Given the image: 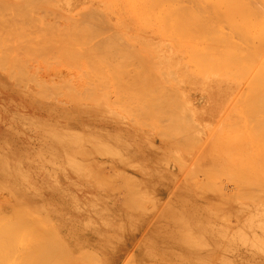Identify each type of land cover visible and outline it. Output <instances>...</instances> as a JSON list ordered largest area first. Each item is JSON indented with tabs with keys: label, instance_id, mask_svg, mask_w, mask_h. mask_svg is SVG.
<instances>
[{
	"label": "rangeland",
	"instance_id": "374dc122",
	"mask_svg": "<svg viewBox=\"0 0 264 264\" xmlns=\"http://www.w3.org/2000/svg\"><path fill=\"white\" fill-rule=\"evenodd\" d=\"M64 1L0 0V264H264V216L251 214L264 210V159L257 165L252 158H264L256 142L264 134V97L256 101L264 94V1L72 0L76 9ZM83 33L93 38L87 45ZM97 40L130 46L100 49ZM95 42L103 55L94 56ZM88 56L96 67H88ZM106 56L128 65L119 64L121 80L133 78L124 70L137 72L134 86L118 84L128 97V90L141 91L136 100H117L116 70L106 68L118 64L103 66L98 59ZM99 73L108 86H100L106 83ZM207 88L226 96L222 119L201 125L188 102H201Z\"/></svg>",
	"mask_w": 264,
	"mask_h": 264
},
{
	"label": "bare ground",
	"instance_id": "6f19581e",
	"mask_svg": "<svg viewBox=\"0 0 264 264\" xmlns=\"http://www.w3.org/2000/svg\"><path fill=\"white\" fill-rule=\"evenodd\" d=\"M170 1H171V0H170ZM189 1H190V0H189ZM193 1H194V0H193ZM215 1H216V0H215ZM218 1H219V0H218ZM224 1H227V0H224ZM228 1H230V0H228ZM228 1H227V2H228ZM233 1H234V0H233ZM233 1L231 0V2H233ZM241 1H242V0H241ZM248 1H249V0H248ZM258 1H259V0H257L256 2L260 4V2H258ZM263 1H264V0H263ZM263 1L261 0V2H263ZM64 2H65V7H66V8H70V9L73 8V9H76V8L79 7V4H78L79 1L75 3V2H73L72 0H65ZM174 2H175V1H174ZM177 2H179V1H177ZM191 2H192V1H191ZM200 2H202V0H201ZM204 2H205V1H204ZM221 2H222V1H220V4H221ZM227 2H226V3H227ZM234 2H235V1H234ZM234 2H233V3H234ZM237 2H238V1H237ZM244 2H245V1H244ZM256 2H255V3H256ZM198 3H199V2H198ZM202 3H203V2H202ZM218 3H219V2H218ZM224 3H225V2H224ZM249 3H250V2H249ZM253 3H254V2H253ZM257 3H256V4H257ZM192 4H193V3H192ZM199 4H201V3H199ZM207 4H208V3H207ZM222 4H223V3H222ZM228 4L230 5V2L227 3V5H228ZM23 5H25V4H23ZM166 5H167V4H166ZM176 5H177V4H176ZM186 5H187V4H186ZM215 5H216V4H215ZM231 5H232V4H231ZM231 5H230V8H231L232 6H234V5H232V6H231ZM244 5H245V4H244ZM261 5H263V3H261ZM27 6H28V5H27ZM194 6H195V4H194ZM204 6H206V4H205V5H204V4L202 5V7H204ZM208 6H209V5H208ZM213 6H214V4L212 5V7H213ZM216 6H217V5H216ZM248 6H249V5H248ZM28 7H29V6H28ZM91 7H93V6H91ZM91 7H86V9H90ZM212 7H209V8H212ZM225 7H227V6H225ZM262 7H263V6H262ZM97 8H98V5H97ZM206 8L208 9V7H205V8L202 9V10H204V13H205V9H206ZM223 8H224V7H223ZM227 8H228V7H227ZM247 8H248V7H247ZM86 9H85V10H86ZM93 10H94V7H93ZM93 10H92V11H93ZM202 10H201V11H202ZM211 10H212V9H211ZM217 10H219V7H218ZM217 10H215V11H217ZM224 10H225V8H224ZM249 10H250V9H249ZM251 10H252V9H251ZM186 11H187V10H186ZM186 11H185V12H186ZM207 11H208V10H207ZM213 11H214V10H213ZM243 11H244V9H243ZM245 11H247V9H246ZM245 11H244V12H245ZM253 11H254V10H253ZM255 11H256V9H255ZM87 12H88V10H87ZM183 12H184V11H183ZM187 12H189V10H188ZM209 12H210V11H209ZM220 12H221V11H220ZM244 12H243V13H244ZM217 13H218V11H217ZM238 13H239V12H238ZM248 13H249V12H248ZM252 13H253V12H252ZM252 13H251V14H252ZM255 13H256V12H255ZM258 13H261V12H258ZM258 13H257V14H258ZM182 14H183V13H182ZM182 14H181V15H182ZM188 14H189V13H188ZM198 14H199V13H198ZM210 14L213 15V12H210ZM225 14H226V13H225ZM233 14H234V13H233ZM244 14H246V13H244ZM81 15H82V13H81ZM98 15H100V14H98ZM183 15H184V14H183ZM185 15H187V13H186ZM191 15H192V14H191ZM193 15H195V14H193ZM199 15H200V14H199ZM227 15H229V12H228ZM234 15H235V14H234ZM234 15L231 14V16H230V15H229V16H230V17H232V16L234 17ZM236 15H238V14L236 13ZM239 15H241V14L239 13ZM242 15H243V14H242ZM242 15H241V16H242ZM249 15H250V13H249L247 16H249ZM263 15H264V11H263L261 17H262ZM83 16H85V15H83ZM247 16H246V17H247ZM252 16H253V15H252ZM97 17H98V16H97ZM100 17H101V16H99L98 18H100ZM188 17H189V15H188ZM190 17L192 18V17H194V16H190ZM190 17H189V18H190ZM206 17H207V16H206ZM209 17H210V15H209ZM211 17H212V16H211ZM223 17H225V16H223ZM226 17L228 18V16H226ZM235 17H236V16H235ZM93 18H94V17H93ZM98 18H97V20H98ZM179 18H180V15H179ZM181 18H183V16H182ZM194 18H195V17H194ZM202 18H203V16H202ZM216 18H217V17H216ZM256 18H257V20H258V19L260 18V16H259V17L256 16ZM83 19H84V22H85L84 24L86 25L85 18H83ZM214 19H215V17H213V20L210 18V20H211L212 22H216V21H215L216 19H215V20H214ZM225 19H226V18H225ZM229 19H231V18H229ZM262 19H263V18H262ZM87 20H88V19H87ZM177 20H179V19H177ZM187 20H188V19H187ZM199 20H200V19H199ZM219 20H220V19H219ZM223 20H224V19H223ZM231 20H232V19H231ZM233 20H234V19H233ZM239 20H240V19H239ZM253 20H254V19H253ZM82 21H83V20H82ZM102 21H103V20H102ZM203 21H204V20H203ZM227 21H228V20H227ZM229 21H230V20H229ZM234 21H235V20H234ZM234 21H233V22H234ZM241 21H242V20H241ZM241 21H240V22H241ZM245 21H246V19H245ZM248 21H250V19H249ZM260 21H261V19H260ZM263 21H264V19H263ZM91 22H94V21H91ZM95 22H97V21H95ZM100 22H101V21H100ZM103 22H105V20H104ZM206 22H210V21H206ZM212 22H211V23H212ZM219 22H220V21H219ZM219 22L217 21V23H219ZM233 22H232V23H233ZM238 22H239V21H238ZM252 22H253V21H252ZM118 23H119V22H118ZM217 23H216V24H213V25H214V28H216L215 25H216V26L218 25ZM221 23H222V22H221ZM245 23H247V22H245ZM96 24H97V23H96ZM177 24H178V23H177ZM248 24H249V23H248ZM85 25H84V26H85ZM92 25L94 26V24H92ZM105 25H106V24H105ZM119 25H120V24H119ZM208 25H209V24H208ZM219 25H220V24H219ZM232 25H233V24H232ZM107 26H108V24H107ZM210 26L212 27L211 24H210ZM250 26H251V25H250ZM250 26H249V27H250ZM217 27H218V26H217ZM222 27H223V26H222ZM224 27H225V26H224ZM229 27H230V25H229ZM89 28H91V25H90ZM89 28H88V27H87V28L83 27L84 32H86L87 29H89ZM106 28H107V27H106ZM214 28H211V30L213 29V30L216 32V29H214ZM232 28H233V27H232ZM83 29H82V30H83ZM85 29H86V31H85ZM96 29H97V28H96ZM101 29H102V28H101ZM200 29H201V28H200ZM205 29H206V28H205ZM207 29H208V28H207ZM218 29H219V28H218ZM218 29H217V30H218ZM229 29H230V28H229ZM107 30H108V29H107ZM246 30H247V29H246ZM89 31H91V30H89ZM89 31H88V32H89ZM100 31H101V30H100ZM203 31L205 32V30H203ZM208 31H209V30H208ZM248 31H249V30H248ZM217 32H218V31H217ZM217 32H216V34H217ZM223 32H224V31H223ZM261 32H262V31H261ZM86 33H87V32H86ZM86 33H85V34H86ZM100 33H101V32H100ZM105 33H106V32H105ZM201 33H202V32H201ZM213 33H214V32H213ZM85 34H84V33L82 34V38H83V40L86 38V37L84 38ZM96 34H97V33H96ZM111 34H112V36H113L114 34H116V32H115L114 34H113V33H111ZM111 34H110V36H108L109 38L111 37ZM190 34H191V33H190ZM208 34H209V33H208ZM216 34H215V35H216ZM218 34H219V33H218ZM223 34H224V33H223ZM247 34H248V33H247ZM263 34H264V33L262 32V35H263ZM86 35H87V34H86ZM93 35H94V34H93ZM219 35H220V34H219ZM248 35H249V34H248ZM118 36H119V35H118ZM199 36H200V35H199ZM206 36H207V35H206ZM225 36H226V35H225ZM225 36H224V38H225ZM229 36H230V35H229ZM97 37H98V36H97ZM108 37H106V38H108ZM116 37H117V36H116ZM119 37H120V36H119ZM201 37H202V36H201ZM216 37H217V39H218V38L220 39V37H218V36H216ZM244 37H247V36H244ZM87 38H88V37H87ZM87 38L84 40V42H86V43H82L83 45H84V44L87 45L88 43H90V42L93 40V38H92V40L89 39V38H88V39H89V40H88ZM106 38H105V40L109 41V38H108V39H106ZM113 38H114V37H113ZM208 38H209V37H208ZM212 38H213V35H212ZM222 38H223V37H222ZM226 39H227V38H226ZM263 39H264V38H263ZM86 40H88L89 42L86 41ZM115 40H116V39H115ZM119 40H120V39H119ZM123 40H124V39H123ZM210 40H212V39H210ZM214 40H215V38H214ZM214 40H213V42H214ZM220 40H221V39H220ZM230 40H231V39H230ZM256 40H257V39H256ZM97 41H98L99 46H100V45H101V44H100L101 41H100V40H97ZM217 41H218V40H217ZM217 41H216V43H215V42H214V43H215V44H218ZM234 41H235V40H234ZM234 41H233L232 43H234ZM258 41H259V40H258ZM260 41H262V40H260ZM102 42H103V41H102ZM114 42H115V45H116V41H114ZM114 42H113V40H111L110 43L107 42V43H105V45L108 44L107 47H110L109 49H112V48H114V47L112 46V45H114ZM123 42H125V41H122V42H120V43H122V45L125 44L126 47L129 48L130 45H129V44H126V42L123 44ZM220 42H221V41H220ZM230 42H231V41H230ZM95 43L97 44V46L95 45L96 48H95V46H94ZM95 43H93V45H92L91 48H94V51H95V52H98V53L95 54L94 56L98 55L99 52H100L99 49H98L99 51H96V50H97V47H98V43H97V42H95ZM111 43H113V44L110 46L109 44H111ZM120 43H117L116 47L118 46V44L121 45ZM149 43H150V42H149ZM232 43H231V44H232ZM259 43H261V42H259ZM262 43H263V42H262ZM136 44H137V43H136ZM140 44H141V43H140ZM147 44H148V43H147ZM147 44H146V45H147ZM210 44H211V43H210ZM228 44H229V43H228ZM236 44H237V43H236ZM253 44H254V42H253ZM103 45H104V44H103ZM103 45H102V46H103ZM105 45H104V46H105ZM115 45H114V46H115ZM122 45H121V46H122ZM125 45H124V46H125ZM127 45H129V46H127ZM219 45H220V44H219ZM239 45H240V44H239ZM261 45L264 46V44H261ZM90 46H91V44H90ZM90 46H89V47H90ZM102 46H100L101 48H100V47H99V48H100V49H103ZM104 46H103V47H104ZM121 46H120V47H121ZM207 46H209V44H207ZM211 46H212V44H211ZM250 46H251V45H250ZM250 46H249V47H250ZM257 46H258V45H257ZM263 46H261L260 48H262ZM118 47H119V46H118ZM126 47H125L126 52H129V51H130L129 53H131V50H129V49L126 48ZM229 47H230V46H229ZM258 47H259V46H258ZM82 48H83V47H82ZM91 48H89V50L93 51ZM156 48H157V47H156ZM253 48H254V47H253ZM260 48H258V49L261 50ZM263 48H264V47H263ZM95 49H96V50H95ZM127 49H128V50H127ZM130 49H131V48H130ZM236 49H237V48H236ZM249 49H250V48H249ZM255 49H256V51H257V48H256V47H255ZM83 50L86 51L87 48H86V49L84 48ZM106 50H108V48H107ZM125 50H124V51H123V50H122V51H119V52L121 53V55L123 54L122 52L125 53ZM134 50H136V49H134ZM205 50H206V49H205ZM240 50H241V48H239V51H240ZM262 50L264 51V49H262ZM91 51H89V52H91ZM102 51H103V50H101V52H102ZM132 51H133V50H132ZM145 51H146V50H145ZM256 51H255V52H256ZM263 51H259V54L256 53V55L258 54V56H259V55H260V52H263ZM70 52H71V51H70ZM70 52H69V53H70ZM86 52H87V51H86ZM89 52H88V53H89ZM101 52H100V54L103 55V53H101ZM112 52H114V51H112ZM112 52H110V53L112 54ZM119 52H118V53H119ZM240 52H241V51H240ZM255 52H254V53H255ZM72 53H73V52H72ZM83 53H84V52H83ZM107 53H108V54H106V53H104V54H106V55H109V54H110L108 51H107ZM116 53H117V52H116ZM120 53H119V54H120ZM129 53H128V54H129ZM226 53H227V52H226ZM263 53H264V52H263ZM74 54L76 55L77 53L74 52ZM84 54H85V53H84ZM84 54H81V55H80L81 58H82V55H84ZM100 54H99V55H100ZM126 54H127V53H125L124 55H126ZM128 54H127V55H128ZM149 54H150V53H149ZM157 54H158V53H157ZM161 54H162V53H161ZM234 54H235V53H234ZM75 55H74V57H75ZM99 55H98V56H99ZM102 55H101V56H102ZM248 55H249V52H248ZM252 55H253V56H256V55H254L253 53H252ZM72 56H73V55H72ZM84 56L86 57L87 55H84ZM84 56H83V57H84ZM111 56H112V55H110V57H111ZM113 56H114V55H113ZM116 56H118V55H116ZM135 56H138V55H135ZM242 56H243V55H242ZM249 56H250V55H249ZM249 56H248L247 58H249ZM253 56H251V57H253ZM258 56H257V58H256L257 60H258ZM260 56H261V58L259 57V61H260V65H261V60H260V59H262V55H260ZM70 57H71V55H70ZM78 57H79V56H78ZM88 57H89V56H88ZM88 57H87V59H88ZM106 57H107V58H106ZM106 57H104V59H103V58H102V59H101V58L98 59V61H100V62H101L102 60H105V61H102L103 64L105 63L103 66H107V65L110 64V65L108 66V67H110V66H112L113 64H114V65H115V64H118L117 66L115 65L117 68H116L115 66L110 67V68H106V67H105V68H106V70H107V69H110V71H111V69L114 70V71L116 70L115 74H114L113 71H111V72L113 73V74H112V80H113V76L116 75V77L114 76L115 78H114V80L112 81V83H113V82L116 83V85H115V83H113L114 86H115V88H113V89H116V88H117V89H116V90L118 91L117 93H119V91H120L121 89L119 90V85H118V84L121 85V84H122L121 82H123V81H124L125 83H126V82H130V83H132L131 80H132L134 77L137 78V77L139 76V75L137 74V72H135V70L133 71V72H135L134 75H133V72H129V71H131V69L128 70L127 73L125 72V70H126V68H127L126 66H128V65H129V66H130V65L133 66L132 64H134V63H131L132 61H131V59H130V58L133 57V56L130 54V57L128 56L129 60H128V58H126V60L128 61V63H127L128 65H127V64L125 65L126 62H124V60H123V62H124V66L122 65V62H121V61H120L121 64L118 63V62H117V59L115 60L117 63H114V60H112V59L110 58V59L113 61V63H112V62L109 63L110 60L108 61V56H106ZM122 57H123V56H122ZM124 57H125V56H124ZM141 57H142V56H141ZM245 57H246V56H245ZM263 57H264V56H263ZM68 58H69V57H68ZM105 58H106V59H105ZM112 58L115 59V57H112ZM139 58H140V57H139ZM236 58H237V57H236ZM70 59H71V58H70ZM79 59H80V57H79ZM118 59H119V58H118ZM122 59H123V58H122ZM124 59H125V58H124ZM134 59H137V60H138V57H136V58L134 57L133 60H134ZM141 59H142V58H141ZM141 59H140V60H141ZM256 59H255V57H254V60H256ZM77 60H78V59H77ZM77 60H76V61H77ZM119 60H120V59H119ZM119 60H118V61H119ZM126 60H125V61H126ZM167 60H168V59H167ZM242 60H244V59H242ZM252 60H253V58H252ZM252 60L250 59V61H249V59H248L249 62H251ZM263 60H264V58L262 59V64H264V63H263V62H264ZM67 61H68V60H67ZM76 61H73V62H76ZM90 61H91V60H90V57H89V61L87 60V61H85V62L88 63V62H90ZM94 61H95V59H94ZM68 62H69V61H68ZM68 62H67V63H68ZM137 62H138V61H137ZM252 62H253V63H251V64L253 65L254 63L257 64L258 61H252ZM76 63H77V62H76ZM83 63H84V62H83ZM93 63H94V62H93ZM107 63H108V64H107ZM158 63H159V62H158ZM258 63H259V62H258ZM72 64H73V63H72ZM77 64L79 65V61H78ZM77 64H76V65H77ZM119 64L122 65L121 68L123 67V69H124V67H125L124 74H126L128 78H129L130 76H133V78L130 77V78H131L130 81H129V80H126V81H125V79L121 80V78H119V77L117 76V75H119L118 73L120 72V71H119V72L117 73L118 68L121 69ZM161 64H162V63H161ZM164 64H166V63H164ZM256 64H255V66H256ZM90 65H91V63H90ZM90 65H89V63H88V67H89ZM135 65H136V64H135ZM158 65H160V64H158ZM257 65H259V64H257ZM66 66H67V65H66ZM71 66H72V65H71ZM94 66H95V65H94ZM94 66H90V67H94ZM139 66H141V65H139ZM139 66H138V63H137V67H139ZM163 66H164V65H163ZM79 67H80V66H78V67H76V68H79ZM81 67H82V66H81ZM84 67H85V66H84ZM86 67H87V66H86ZM95 67H96V66H95ZM134 67H135V66H134ZM214 67H216L215 64H214L213 68H214ZM253 67H254V66H253ZM259 67H260V66H259ZM73 68H74V66H73ZM73 68H72V70H73ZM76 68H75V70L77 71ZM135 68H136V67H135ZM152 68H153V67H152ZM260 68H261V67H260ZM260 68H259V69H260ZM85 69H86V68H85ZM88 69H89V68H88ZM95 69H96V68H95ZM99 69H100V70H99ZM99 69H96L97 72H100V71L103 69V67H102V69H101L100 66H99ZM123 69H122V71H123ZM133 69H134V68H133ZM133 69H132V70H133ZM140 69H141V68H140ZM144 69H146V68H144ZM255 69H256V68H255ZM263 69H264V68H263ZM93 70H94V68H93L92 70L88 71L87 73L93 72ZM98 70H99V71H98ZM83 71H84V70H83ZM94 71H95V70H94ZM126 71H127V70H126ZM249 71H250V70H249ZM251 71H253V68H251ZM254 71H256L255 73H256L257 75H258V73H260V72H257V71H259V70H258V66H257V69L254 70ZM263 71H264V70H263ZM80 72H81V70H80ZM97 72H96V73H97ZM102 72H104V69H103ZM111 72H110V74H111ZM140 72H141V71H139V73H140ZM153 72H154V71H153ZM162 72H163V71H162ZM168 72H169V71H168ZM171 72H172V70H171ZM207 72H208V71H207ZM76 73H77V72H76ZM78 73H79V72H78ZM78 73H77V74H78ZM83 73H84V72H83ZM128 73H132V74H130V76H129ZM169 73H170V72H169ZM172 73H173V72H172ZM249 73L251 74V72H249ZM72 74H73V72H72ZM84 74H86V73H84ZM93 74H94V73H93ZM122 74H123V72H122L119 76H121ZM135 74H136V75H135ZM141 74H142V73H141ZM141 74H140V75H141ZM146 74H147V73H146ZM152 74H154V73H152ZM155 74H156V73H155ZM161 74H162V73H161ZM165 74H166V73H165ZM216 74H217V73H216ZM260 74H264V73L262 72V73H260ZM69 75H70V74H69ZM100 75H102V77H101ZM105 75H107V74H105ZM163 75H164V74H163ZM211 75H212V74H211ZM251 75H254V73L252 72ZM82 76H84V75H82ZM89 76H91V74H89ZM95 76H96V75H95ZM99 76L101 77L100 79H102L104 82L107 80L106 77L103 78V74L99 73ZM99 76H98L97 79H96L97 82L99 81V79H98ZM123 76H124V75H123ZM149 76H150V75H149ZM165 76H166V75H165ZM165 76H164V77H165ZM169 76H170V75H169ZM85 77H87V76H85ZM117 77H118V78H117ZM127 77H126V79H127ZM147 77H148V76H147ZM153 77H154V75H153ZM255 77H256V76H255ZM255 77H254V78H255ZM116 78H117V79H116ZM122 78H123V77H122ZM141 78H142V76H141ZM141 78H140V79H141ZM145 78H146V77H145ZM173 78H174V77H173ZM244 78H246V77H244ZM105 79H106V80H105ZM118 79H119V80H118ZM153 79H154V78H153ZM165 79H166V77H165ZM247 79H248V78H247ZM252 79H253V76H252ZM102 80H100V81H102ZM108 80H109V79H108ZM108 80H107V81H108ZM115 80H116V81H115ZM137 80L139 81V77H138ZM137 80H136V79L132 80L133 83H132L131 85L134 86V82H135V81H136V83H138ZM166 80H167V79H166ZM241 80H242V79H241ZM249 80H250V79H248V81H249ZM253 80H254V79H253ZM261 80L263 81L264 79L261 78ZM96 81H95V82H96ZM100 81H99V82H100ZM103 81H102V82H103ZM117 81L120 82V83H118ZM142 81H143V79H142ZM248 81H245V84H247ZM250 81L252 82V80H250ZM250 81H249V82H250ZM86 82H87V81H86ZM140 82H141V80H140ZM140 82H139V84H137V85H138L139 88H140V87L142 88V87L144 86V84H143V86H141L142 82H141V84H140ZM144 82H145V81H144ZM148 82H149V81H148ZM151 82H152V81H151ZM177 82H178V81H177ZM235 82H236V81H235ZM235 82H234V84H235ZM246 82H247V83H246ZM251 82H250V83H251ZM257 82H258V81H257ZM87 83H88V82H87ZM92 83H93V82H91V83L89 82V84H92ZM105 83H106V84H101L100 86L102 87V86L105 85L104 87H106V86L109 85V83H108V84H107V82H105ZM136 83H135V88H136V89H139V88L136 87ZM153 83L156 84V82H154V80H153ZM159 83H160V82H159ZM168 83H169V82H168ZM243 83H244V82H243ZM259 83H260V82H259ZM263 83H264V81H263ZM126 84L129 85L128 83H126ZM146 84H147V83H146ZM251 84H252V83H251ZM251 84H250V86H251ZM95 85H96V83H95ZM149 85H150V84H149ZM152 85H153V84H152ZM248 85H249V84H247V87H248ZM253 85H254V81H253ZM253 85H252V87H253ZM260 85H261V84H260ZM87 86H88V85H86V89L88 88ZM117 86H118V87H117ZM155 86H156V85H155ZM157 86H158V83H157ZM157 86H156V87H157ZM261 86H263L262 90H264V84L261 85ZM91 87L93 88V87H96V86H94V85L92 86V85H91ZM91 87L89 86V88H91ZM104 87H103V88H104ZM120 87H121V86H120ZM146 87H147V86H146ZM148 87L151 88L152 86H151V87L148 86ZM148 87H147V88H148ZM156 87H155V88H156ZM165 87H166V86H165ZM205 87H206V86H205ZM208 87H209V86H208ZM221 87H222V86H221ZM244 87H245V86H244ZM252 87H251V88H252ZM254 87H255V86H254ZM84 88H85V87H84ZM84 88H83V90H84ZM97 88H98V87H97ZM99 88H100V87H99ZM121 88H122V87H121ZM132 88H134V87H132ZM144 88H145V87H143V90H144ZM147 88H146V89H147ZM155 88H153V89H155ZM242 88H243V87H242ZM81 89H82V87H81ZM86 89H85L84 91H88V89H87V90H86ZM94 89H95V88H94ZM104 89H106V88H104ZM239 89H240V88H239ZM248 89H249V88H248ZM253 89H254V88H253ZM89 90H91V89H89ZM92 90H93V89H92ZM131 90H132V89H131ZM206 90H207V89H206ZM249 90H250V89H249ZM260 90H261V88H260ZM101 91H104V90H101ZM122 91H123V90H121V92H122ZM128 91L131 92L133 95H135L136 93H138V95H140L139 93L141 92V91L139 92V90H138V92H136V90H132L133 92L135 91L134 93H133L132 91H130V90H128ZM128 91H127V92H128ZM144 91H146V90H144ZM167 91H169V90H167ZM212 91H213V90H212ZM218 91H219V90H218ZM241 91H244V90H241ZM241 91H240L239 93H241ZM245 91H247V88H246ZM245 91H244V92H245ZM251 91H252V90H251ZM257 91H258V90H257ZM125 92H126V91H125ZM129 92H128V94H129ZM147 92H148V91H147ZM159 92H160V91H159ZM248 92H249V91H248ZM248 92H247V93H248ZM261 92L264 93V91H261ZM109 93H110V92H109ZM115 93H116V91H115ZM117 93H116V95H115V96L118 95V96H117V98H118L117 100L123 99V97H126V96H127V95L123 94V92L120 93V94H117ZM131 93H130V94H131ZM142 93H144V92H142ZM148 93H149V92H148ZM148 93H147V94H148ZM166 93H167V92H166ZM194 93H195V92H194ZM205 93H206V92H205ZM205 93H204V94H205ZM237 93H238V92H237ZM259 93H260V91H259ZM259 93H257V94H259ZM122 94H123V95H122ZM160 94H161V93H160ZM195 94H196V93H195ZM206 94H207V93H206ZM242 94H243V92H242ZM260 94H261V93H260ZM119 95H122L123 97H122V96L119 97ZM133 95H130L129 97L127 96L126 98H128V99L124 98V99H126V102H127L128 100L132 99V98L134 99L135 96L133 97ZM149 95H150V94H149ZM166 95H167V94H166ZM168 95H169V94H168ZM207 95H208V96H207ZM207 95H206V97H204V98L210 97V98H207V99H209V100H208V101H209L208 103H216V101H217V97H216L214 94H212V95H211V94H207ZM251 95H252V94H251ZM251 95H249V97H250ZM255 95H256V94H255ZM255 95H254V97H255ZM261 95H262V94H261ZM131 96H132V98H130ZM140 96H141V95H140ZM140 96H138L139 99H138L137 101H140V99H142ZM171 96H172V95H171ZM197 96H198V95H197ZM197 96H196V98H197ZM200 96L202 97V95H200ZM225 96H226V95H225ZM237 96H241V94H239V95L237 94ZM256 96H257V95H256ZM136 97H137V96H136ZM143 97L145 98V96H143ZM198 97H199V96H198ZM227 97H228V96H227ZM262 97H264V94H263L262 96H260L259 99H258V98H257V100L255 99L256 101H258V103H259L258 105H260V101H259V100H262L261 102H263ZM115 98H116V97H115ZM119 98H120V99H119ZM144 98H143V99H144ZM147 98H148V97H147ZM168 98H169V97H168ZM177 98H178V97H177ZM219 98H220V97H219ZM228 98H229V97H228ZM233 98H234V97H233ZM124 99H123L122 101L125 102ZM136 99H137V98H135V100H136ZM154 99H155V98H154ZM165 99H166V98H165ZM198 99H199V98H198ZM158 100H161V99H158ZM191 100H192V99H191ZM202 100H203V99H202ZM233 100L236 101L237 99L234 98V99H232V101L230 102V104H231V103L233 104V105L231 104V106H234V107H235L236 105L234 104L235 102H234ZM122 101H121V102H122ZM143 101H145V100H143ZM143 101H142V102H143ZM164 101H165V100H164ZM199 101H200V100H199ZM199 101H198V102H199ZM237 101H238V100H237ZM237 101H236V104H237ZM239 101H241V100H239ZM249 101H250V100H249ZM132 102L134 103V101H132ZM132 102L129 101V102L126 103V104L128 105L129 103L131 104ZM145 102H146V101H145ZM250 102H251V101H250ZM136 103L139 104L138 102H136ZM140 103H141V101H140ZM150 103H152V101H150ZM188 103H189V105L191 106L190 109L194 107V106H193V105H194L193 103H190V101H189ZM205 103H206V100H205ZM244 103H245V102H244ZM253 103H254V101H253ZM256 103H257V102H256ZM124 104H125V103H124ZM130 104H129V106H130V107L132 106V108H130V109H133V106H134V105H130ZM137 104H135V105H137ZM155 104H156V103H155ZM158 104H159V103H158ZM166 104H167V103H166ZM146 105H147V104H146ZM146 105H145V107H147V110H149V109H148V105H147V106H146ZM152 105H154V104H152ZM173 105H174V104H173ZM254 105H255V103H254ZM261 105H262V109L259 108V107H258V108L261 109L262 111H264V109H263V108H264V103L261 104ZM139 106H140V105H139ZM154 106H155V105H154ZM167 106H168V105H167ZM171 106H172V105H171ZM256 106H257V104H256ZM143 107H144V106H143ZM143 107H142V105H141L140 107H138V108H141V109H138V110H139V111H142V110H143ZM234 107H233V108H234ZM136 108H137V107H135L134 109H136ZM154 108H155V107H154ZM167 108H169V107H167ZM167 108H166V110H165L166 112H167ZM174 108H175V107H174ZM215 108H216V107H215ZM228 108H229V107H228ZM233 108L231 107V108H229V110L231 109V111H232ZM250 108H251V107H250ZM194 109H196V108H194ZM253 109H254V108H253ZM138 110L136 109V111H138ZM144 110H146V108H145ZM188 110H189V109H188ZM229 110H227V112H226V110H225V112L228 113ZM134 111H135V110H134ZM194 111H195V110H194ZM248 111H249V108H248ZM259 111H260V110H259ZM262 111H261V112H262ZM163 112H164V111H163ZM251 112H252V111H251ZM160 113H161V112H160ZM190 113H191V112H190ZM190 113H189V114H190ZM226 113H225V114H226ZM255 113H256V112H255ZM162 114H163V113H162ZM171 114H172V113H171ZM176 114H177V113H176ZM234 114H235V113H234ZM252 114H253V113H252ZM159 115H160V114H159ZM169 115H170V114H169ZM218 116H220V115H218ZM225 116H226V115H225ZM228 116H229V115H228ZM231 116H232V114H231ZM197 117H198V116H197ZM223 117H224V116H223ZM237 117H238V115H237ZM237 117H236V120H237ZM250 117H251V116H250ZM262 117H263V116H262ZM151 118H152V117H151ZM177 118H179V117H176L175 120H176ZM229 118H230V117H229ZM232 118H233V117H232ZM238 118H239V117H238ZM167 119H169V118L167 117ZM170 119H171V118H170ZM221 119H222V118H220V120H221ZM165 120H166V119H165ZM175 120H174V121H175ZM229 120L232 121L233 119H229ZM229 120H228V121H229ZM252 120H253V119H252ZM257 120H258V119H257ZM260 120H261V116H260ZM262 120H263V119H262ZM230 121H229V122H230ZM263 121H264V120H263ZM194 122H195V123H198L197 121H194ZM213 122H214V121H213ZM233 122H236V121H233ZM260 122H261V121H260ZM207 123H208V121H207ZM237 123H238V122H237ZM237 123H236V124H237ZM175 124H176V123H175ZM186 124H187V123H186ZM188 124H189V123H188ZM204 124H205V123H204ZM220 124H221V125H219V126L221 127V126H222V123H220ZM226 124H227V123H226ZM239 124H240V122H239ZM239 124H238V126H239ZM255 124H256V123H255ZM263 124H264V123H263ZM263 124L261 123L262 128H263ZM196 125H197V124H196ZM227 125H228V124H227ZM253 126H254V125H253ZM258 126H259V125H258ZM192 127H193V129H194V127H197V126L193 125ZM198 127L200 128L201 126H198ZM230 127H232V126H230ZM230 127H225V128H229V129H230ZM239 127H241V126H239ZM255 127H256V126H255ZM223 128H224V127L222 126V129H223ZM225 128H224V129H225ZM237 128H238V127H237ZM241 128H242V127H241ZM190 129H191V128H190ZM209 129L211 130V128H209ZM212 129H213V128H212ZM252 129H253V128H252ZM255 129H256V128H255ZM218 130H219V129H218ZM220 130H221V129H220ZM225 130H226V129H225ZM236 130H237V129H236ZM236 130H235V131H236ZM262 130H263V129H262ZM262 130H261V131H262ZM221 131H224V130H221ZM230 131H231V130H230ZM233 131H234V130H233ZM233 131H232V133H233ZM237 131H238V130H237ZM256 131H257V130H256ZM263 131H264V130H263ZM188 132H189V131H188ZM210 132H211V131H210ZM225 132H227V131H225ZM239 132H240V131H238V133H239ZM207 133H208V132H207ZM221 133H222V132H221ZM232 133H230V134H232ZM216 134H217V133H214V136H215ZM233 134H234V133H233ZM236 134H237V133H236ZM262 134H263V133H262ZM178 135H179V134H178ZM218 135H219V134H217V136H218ZM179 136H180V135H179ZM224 136H225V135H224ZM230 136H231V135H230ZM234 136H235V134H234ZM234 136H233V138H234ZM236 136H237V135H236ZM238 136H239V134H238ZM192 137H193V136H192ZM254 137H255V136H254ZM254 137H253V139L251 140V142L254 141ZM258 137H259V136H258ZM263 137H264V134L261 136V138H257L256 142H257L258 140L260 141V139H261L262 142H264ZM188 138H189V137H188ZM196 138H197V137H196ZM227 138H229V136H228ZM233 138H232V139H233ZM240 138H241V136H240ZM192 139H193V138H192ZM210 139L212 140V137H211ZM225 139H226V138H225ZM235 139H236V138H235ZM235 139H234V140H235ZM183 140H184V139H183ZM211 140H210V141H211ZM215 140H216V139H215ZM237 140H241V139L238 138V139H236L235 141H237ZM180 141H182V140H180ZM187 141H188V140H187ZM196 141H197V140H196ZM208 141H209V140H208ZM227 141H228V140H227ZM231 141H232V140H231ZM259 141H258V142H259ZM261 141H260V144H262V146H263V150H264V145H263L264 143H261ZM182 142L184 143V141H182ZM188 142H190V141H188ZM214 142H215V141H214ZM251 142H250V143H251ZM185 143H186V142H185ZM185 143H184V144H185ZM192 143L194 144V142H192ZM197 143L199 144V141H197ZM197 143H195V144L197 145ZM212 143H213V142H212ZM225 143H226V142H225ZM227 143H228V142H227ZM229 143L231 144L230 141H229ZM239 143H240V142H239ZM178 144H179V143H178ZM186 144H187V143H186ZM230 144H228V145H230ZM252 144H254V146H255V145H256V146H257V145H260V144H258V143L255 144V141H254ZM179 145H181V144H179ZM212 145H213V144H212ZM187 146H188V145H187ZM189 146L192 147L191 143H190ZM193 146H194V145H193ZM205 146H207V145H205ZM242 146H243V145H242ZM242 146H241V147H242ZM254 146H253V147H254ZM256 146L253 148V149L256 148L255 151L257 150V147H259V146H257V147H256ZM262 146H260V147H262ZM194 147H195V146H194ZM207 147L210 148V145L208 144ZM207 147H206V148L204 147V148L207 149ZM211 147H212V146H211ZM232 147H233V145H232ZM246 147H247V146H246ZM183 148H184V147H183ZM185 148H186V146H185ZM185 148H184V149H185ZM237 148H238V147H237ZM247 148H248V147H247ZM249 148H251V147H249ZM205 149H204V151H205ZM220 149H221V148H220ZM251 149H252V148H251ZM260 149H262V148H260ZM201 150H202V149H201ZM201 150H200V151H201ZM231 150H232V149H231ZM248 150H249V149H248ZM220 151H221V150H220ZM257 151H258V150H257ZM260 151H261V150L258 151V154H260ZM206 152H207V150H206ZM240 152H241V151H240ZM203 153L206 154L205 152H202L201 155H202ZM207 153H208V152H207ZM230 153H231V152H230ZM256 153H257V152H256ZM261 153L264 154V151L261 152ZM197 156L199 157L200 155L197 154ZM197 156L195 155V158H196ZM218 156H219V155H218ZM225 156H226V155H225ZM238 156H239V155H238ZM247 156H248V155H247ZM258 156H259V158L262 159V161H263V159H264V158H262V157H263L262 154H261V155L253 156V157H252V158H253V161H254L255 163H257V165H258V162H257ZM261 156H262V157H261ZM198 157H197V158H198ZM216 157H217V156H216ZM239 157H240V156H239ZM255 157H257V158H255ZM197 158H196V159H197ZM218 158H219V157H218ZM222 158H223V157H222ZM241 158H242V157H241ZM222 160H223V159H222ZM228 160H229V159H228ZM237 160H238V159H237ZM255 160H256V161H255ZM216 161H219V160H216ZM226 161H227V160H226ZM226 161H225V162H226ZM258 161H259V159H258ZM262 161H261V162L259 161V163H260V164L263 163ZM219 162H221V161H219ZM234 162H235V161H234ZM242 162H243V161H242ZM246 162H248V161H246ZM190 163H191V162H190ZM216 163H217V162H216ZM226 163H227V162H226ZM244 163H245V162H244ZM250 163H251V162H250ZM219 164H220V163H218V165H219ZM221 164H223V163H221ZM221 164L219 165V167L221 166ZM248 164H249V162H248ZM218 165H217V166H218ZM257 165H256V166H257ZM261 165H262V164H261ZM261 165H259V166H257V167H261ZM230 166H231V165H230ZM191 167H193V166H191ZM225 167H226V166H225ZM263 167H264V166H262V169H263V171H264V168H263ZM221 168H222V166H221ZM221 168H220V169H221ZM248 168H249V167H248ZM253 168H255V167L253 166ZM222 169H223V168H222ZM257 169H259V168H257ZM223 170H224V169H223ZM251 170H252V169H251ZM260 170H261V168H260ZM232 171H234V170H232ZM238 171H239V170H238ZM253 171H254V170H253ZM257 171H258V170H257ZM263 171H262L261 174L264 173ZM235 172H236V171H235ZM235 172H234V174H235ZM240 172H241V171H240ZM242 172H243V170H242ZM244 172H246V171H244ZM201 173H202V172H201ZM254 173H255V172H254ZM258 173H259V171H258ZM237 174H238V173H237ZM242 174H244V173H242ZM242 174H240V176H242ZM258 175H259V174H258ZM240 176H239V177H240ZM254 176H256V175H254ZM260 176H261V175H260ZM235 177H236V175L234 176V178H235ZM243 177H245V175H244ZM236 178H237V177H236ZM236 178H235V179H236ZM240 178H241V177H240ZM261 178H262V177H260V179H261ZM200 179H201V178H200ZM257 179H258V176H257ZM229 180H230V179H229ZM241 180H242V178H241ZM262 180H263V179H262ZM244 181H245V180H244ZM248 181H249V180H248ZM259 181H261V180H259ZM261 182H262V181H261ZM238 183H239V181H238ZM247 183H248V182H247ZM249 183H250V182H249ZM244 184L246 185V182H245ZM260 185H261V184H260ZM237 186H239V185H237ZM241 186H243V185H241ZM250 186H251V184H250ZM261 186H262V185H261ZM259 187H260V186H259ZM262 187H263V186H262ZM237 190H238V189H237ZM240 190H241V189H240ZM246 190H247V189H246ZM213 192H214V191H213ZM220 192H221V191H220ZM242 193H244V192L241 191V194H242ZM242 195H245V194H242ZM247 195H248V194H247ZM247 195L245 196L244 199H246V198L248 199V197L250 198V196L248 195V197H247ZM240 196H241V195H240ZM238 197H239V196H238ZM242 197H243V196H242ZM258 197H259V196H258ZM255 198H256V197H255ZM260 198H261V196H260ZM242 199H243V198H242ZM260 200H261V199H260ZM260 200H258V201H260ZM263 200H264V199H263ZM255 201H256V200H255ZM261 201H262V200H261ZM260 203H261V202H260ZM243 210H244V209H243ZM243 210H242V211H243ZM247 212H249V211H247ZM251 214L263 215V216H264V210L257 209V210H256V213H253V211H251ZM0 227H1V226H0ZM1 233H2V232H1ZM2 235H3V233H2ZM2 235H1V237H2ZM8 238H9V236H8ZM5 241H6V240H5ZM5 241H4V242H5ZM0 242H1V239H0ZM6 242H7V241H6ZM2 243H3V242H2ZM0 246H1V245H0ZM0 248H2V246H1ZM0 250H2V249H0ZM3 252H4V251H3ZM3 252H2V253H3ZM16 253H17V252H16ZM8 255H9V254H8ZM13 256H14V255H13ZM41 256H42V255H41ZM45 256H46V255H45ZM2 257H3V256H2ZM2 257H1V258H2ZM39 257H40V256H39ZM6 258H7V257H6ZM26 258H27V257H26ZM20 259H21V258H20ZM5 260H6V259H5ZM16 261H17V260H16ZM26 261H29V260H26ZM0 262H1V261H0ZM3 262H4V261H3ZM40 264H41V263H40Z\"/></svg>",
	"mask_w": 264,
	"mask_h": 264
},
{
	"label": "crops",
	"instance_id": "0c3cea01",
	"mask_svg": "<svg viewBox=\"0 0 264 264\" xmlns=\"http://www.w3.org/2000/svg\"><path fill=\"white\" fill-rule=\"evenodd\" d=\"M206 93L211 94V95L214 94L217 97L216 103H208L209 99H207V98H210V97L204 98L207 95ZM206 93L202 94V97L200 98L201 102H199V103H194L193 99L190 100V103L194 104V107L192 108L194 117H195L196 121L201 125L204 123H205L204 125L212 124L213 121L215 122L217 119L221 118L222 111H223V105H224V101H225V99L223 97V96H225V94L224 93L223 94L218 93L217 90L212 91V90L207 88ZM205 100H206V103H205ZM194 108H196V109H194ZM218 115H220V116H218ZM207 121H208V123H207Z\"/></svg>",
	"mask_w": 264,
	"mask_h": 264
}]
</instances>
